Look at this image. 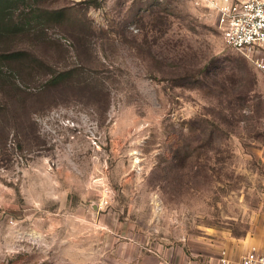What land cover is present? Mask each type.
I'll return each instance as SVG.
<instances>
[{"label": "rangeland", "instance_id": "obj_1", "mask_svg": "<svg viewBox=\"0 0 264 264\" xmlns=\"http://www.w3.org/2000/svg\"><path fill=\"white\" fill-rule=\"evenodd\" d=\"M42 3L0 44L26 52L0 63V264H128L130 241L235 260L263 246L264 72L217 13Z\"/></svg>", "mask_w": 264, "mask_h": 264}, {"label": "built area", "instance_id": "obj_2", "mask_svg": "<svg viewBox=\"0 0 264 264\" xmlns=\"http://www.w3.org/2000/svg\"><path fill=\"white\" fill-rule=\"evenodd\" d=\"M217 13L224 42L264 72V0H201ZM199 264H211L203 259ZM216 264H264V245L253 247L239 260L222 249Z\"/></svg>", "mask_w": 264, "mask_h": 264}, {"label": "crops", "instance_id": "obj_3", "mask_svg": "<svg viewBox=\"0 0 264 264\" xmlns=\"http://www.w3.org/2000/svg\"><path fill=\"white\" fill-rule=\"evenodd\" d=\"M128 256V264H199L204 258L216 264L220 251L204 245H177L146 250L142 245L130 241L122 244ZM121 248V249H122Z\"/></svg>", "mask_w": 264, "mask_h": 264}, {"label": "trees", "instance_id": "obj_4", "mask_svg": "<svg viewBox=\"0 0 264 264\" xmlns=\"http://www.w3.org/2000/svg\"><path fill=\"white\" fill-rule=\"evenodd\" d=\"M43 1L45 0H0V44L9 43L16 34L19 32H25L21 29V23L18 20L19 17H16L15 12L28 5H33L32 7H37L39 11H41L43 8L41 5L43 4ZM86 4L91 3L87 1ZM56 13L59 14L58 12H55L54 14ZM27 32H29V29ZM25 53V51L19 50L17 47L16 49L7 50H1L0 48V63L8 61L12 62L16 59L19 60V58L25 55ZM0 73L3 74L1 69Z\"/></svg>", "mask_w": 264, "mask_h": 264}]
</instances>
